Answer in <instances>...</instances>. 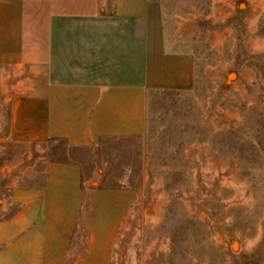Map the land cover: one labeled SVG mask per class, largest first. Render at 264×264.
<instances>
[{
    "label": "rangeland",
    "instance_id": "obj_1",
    "mask_svg": "<svg viewBox=\"0 0 264 264\" xmlns=\"http://www.w3.org/2000/svg\"><path fill=\"white\" fill-rule=\"evenodd\" d=\"M155 1L168 49L192 55L195 69L190 89L151 92L142 136L86 150L12 143V102L46 70L0 75V219L13 188L73 160L88 195L130 192L111 264H264V0ZM88 225L89 199L82 242Z\"/></svg>",
    "mask_w": 264,
    "mask_h": 264
},
{
    "label": "crops",
    "instance_id": "obj_2",
    "mask_svg": "<svg viewBox=\"0 0 264 264\" xmlns=\"http://www.w3.org/2000/svg\"><path fill=\"white\" fill-rule=\"evenodd\" d=\"M34 66L46 80L12 102L7 140L84 150L145 134L151 92L190 89L195 69L168 49L155 0H0V75ZM88 186L80 163L52 160L13 188L0 264H111L130 192Z\"/></svg>",
    "mask_w": 264,
    "mask_h": 264
},
{
    "label": "water",
    "instance_id": "obj_3",
    "mask_svg": "<svg viewBox=\"0 0 264 264\" xmlns=\"http://www.w3.org/2000/svg\"><path fill=\"white\" fill-rule=\"evenodd\" d=\"M236 248H237V244H234L233 249L236 250Z\"/></svg>",
    "mask_w": 264,
    "mask_h": 264
}]
</instances>
